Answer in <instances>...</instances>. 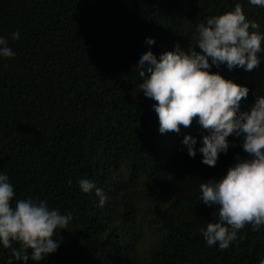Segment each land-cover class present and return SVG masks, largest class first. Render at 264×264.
Instances as JSON below:
<instances>
[{
    "label": "trees",
    "instance_id": "1",
    "mask_svg": "<svg viewBox=\"0 0 264 264\" xmlns=\"http://www.w3.org/2000/svg\"><path fill=\"white\" fill-rule=\"evenodd\" d=\"M242 5L264 32V7L249 0H0V36L15 55L0 56V171L16 199H47L71 213L56 229L59 246L41 261L13 264H260L264 225L238 230L226 249L208 246L202 229L219 205L200 197L201 183L219 178L245 156L240 138L214 166L187 154L185 134H207L197 118L179 133L159 132L152 105L138 85L139 55L196 44L197 25ZM20 36L13 40L11 33ZM145 36L155 42L148 45ZM264 47V41H262ZM250 71L213 66L249 88L240 110L264 94V52ZM147 74V73H146ZM105 186L99 202L84 175ZM13 247H19L13 242ZM31 250L29 249V252ZM10 249L0 245V264Z\"/></svg>",
    "mask_w": 264,
    "mask_h": 264
},
{
    "label": "clouds",
    "instance_id": "2",
    "mask_svg": "<svg viewBox=\"0 0 264 264\" xmlns=\"http://www.w3.org/2000/svg\"><path fill=\"white\" fill-rule=\"evenodd\" d=\"M264 7V0H249ZM260 25L246 18L242 5L211 15L197 25L196 44L160 53L159 58L149 48L138 57L136 67L142 82L138 87L152 105L159 121V132L179 133L197 118L207 134L200 139L185 134L181 141L187 154H202V163L214 166L221 153L226 154L234 142L229 135L240 138L245 156L235 154V162L219 178H209L199 185L200 197L208 206L219 205L218 219L210 220L202 229L208 246L226 249L237 238L238 230L250 223L253 230L264 225V94L256 95L248 110L241 111L246 98V85L213 72V66L225 65L231 70L242 67L250 71L260 63L258 53L264 52V32ZM20 33H11L13 40ZM148 45L153 37L145 36ZM6 37L0 36V56L12 57ZM147 73V74H146ZM81 190L93 186L100 192L99 202L108 199L105 186L95 177L84 175L78 180ZM14 186L7 173L0 171V245L10 249L7 264L13 261H41L57 250L60 241L53 239L56 229H67L71 213L49 206L47 199L27 197L16 199ZM17 242L19 247H13ZM29 249L31 250L29 252ZM264 264V260L260 261Z\"/></svg>",
    "mask_w": 264,
    "mask_h": 264
}]
</instances>
